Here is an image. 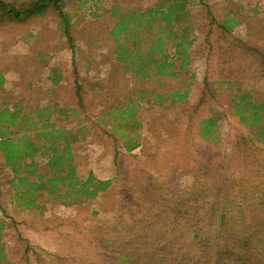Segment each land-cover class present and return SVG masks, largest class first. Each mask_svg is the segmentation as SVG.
Listing matches in <instances>:
<instances>
[{
    "label": "trees",
    "instance_id": "trees-1",
    "mask_svg": "<svg viewBox=\"0 0 264 264\" xmlns=\"http://www.w3.org/2000/svg\"><path fill=\"white\" fill-rule=\"evenodd\" d=\"M106 1L0 0V27L42 18L50 12L58 16V27L72 53V84L79 103L78 107L36 105L29 111L19 102L12 107L2 94L5 77L0 74V184H4L3 189L0 186V263L7 260L4 193L10 192L11 205L26 210L42 209L49 202L73 206L97 198L113 185L114 178H99L92 170L87 176L80 174L77 145L84 144L89 137L97 145L99 139L111 141L114 164L124 153L122 148L127 152L139 148L144 124L139 112L143 103H184L189 96L191 86L186 81L166 92L150 88L147 83L159 86L163 84L160 78L182 77V72L192 64L198 28L195 11L201 12V20H210L224 33L232 34L234 27L243 22L231 12L216 19L206 0H155L143 9L123 0H110L109 4ZM93 18L112 20L103 32L114 50L115 64L109 81H116L103 88H108L107 93L111 92L117 101H110L105 93L100 113L89 116L82 92L84 85L77 72L79 51L75 40L85 32L84 27L80 32L76 29L80 20ZM236 43L234 39L238 46ZM244 47L255 58L257 77L264 81V43ZM84 60L89 71L94 61L90 57ZM127 76L137 87H124L125 78L126 86L132 88ZM234 82L226 80L217 86L216 82L205 80L203 95L193 114L207 93L214 98L225 92L228 112L240 124L253 129L252 137L236 139L237 146L250 141L264 149V89L238 87ZM259 94L263 96L259 98ZM218 115L219 110L213 107L210 115L199 122L201 138L216 146L222 140ZM189 121L193 123L194 119L189 116ZM212 166L215 168L201 167L183 193L159 205L157 211L155 205L144 207V218L131 214L125 236L100 238L106 260L103 263L264 264V221L253 230L250 223L243 227L240 224L246 220L248 210L258 204L264 206V179L250 183L241 178L237 168L225 164ZM4 171L7 179L5 175L1 177ZM251 217L258 219L256 214Z\"/></svg>",
    "mask_w": 264,
    "mask_h": 264
},
{
    "label": "rangeland",
    "instance_id": "rangeland-1",
    "mask_svg": "<svg viewBox=\"0 0 264 264\" xmlns=\"http://www.w3.org/2000/svg\"><path fill=\"white\" fill-rule=\"evenodd\" d=\"M123 1L142 9L155 2ZM206 2L216 19L221 20L231 12L243 22L234 27L232 34L224 33L210 20H201V12L196 10L198 28L192 47V64L182 72V77L160 78L163 84L159 86L147 83L150 88L157 87L159 92H166L186 81L191 86L187 100L177 104L167 100L162 105L144 102L139 112L144 123L139 138L141 145L132 152L122 148L124 153L116 164L111 141L99 139L100 144L108 145L104 147L92 144L89 137L84 144L77 145L76 162L80 174L87 176L92 170L99 178H114L113 185L97 198L73 206L49 202L42 209L26 210L11 205L10 192L4 193L7 260L0 264H104L106 260L99 239L125 236V225L129 224L131 214L144 218V207L156 205L154 210L157 211L159 205L181 195L199 175L201 167L212 169L215 168L213 164H225L239 169L241 178L250 183L263 181L264 149L250 141L237 146L236 139L252 137L253 129L240 124L228 112V95L222 92L213 98L207 93L195 115L193 111L203 95L205 80L216 82L217 86L233 80L238 87L264 89V81L257 77L255 58L244 47L264 43V0ZM58 21V16L50 12L42 18L0 27V74L5 77L2 94L10 106L23 103L27 111L36 105L53 103L79 106L72 84L75 76L72 53ZM80 23L77 31L84 27L85 32L77 35L75 40L79 51L77 72L84 85L86 114L96 116L103 106V95L110 91L103 87L116 81L114 78L109 81L115 64L114 50L110 38L103 32L112 20L81 19ZM92 40L93 44L90 43ZM84 57L94 61L89 71ZM127 77L132 88L126 86L125 78L124 87L127 90L137 87L130 76ZM108 95L110 101L115 102V96L112 98L111 92ZM262 96L259 94V98ZM213 107L219 110L222 139L217 146L199 135V122L210 115ZM189 116L194 119L193 123ZM3 175L8 178L5 171L1 177ZM0 186L3 189L4 184ZM253 214L258 219L251 217ZM246 216L240 224L243 227L250 223L253 230L264 221V206L252 207ZM237 230H240L239 226Z\"/></svg>",
    "mask_w": 264,
    "mask_h": 264
}]
</instances>
